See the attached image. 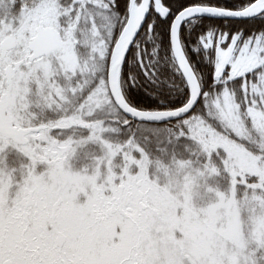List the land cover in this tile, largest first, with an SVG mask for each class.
I'll return each mask as SVG.
<instances>
[{
  "label": "snow or ice",
  "instance_id": "obj_1",
  "mask_svg": "<svg viewBox=\"0 0 264 264\" xmlns=\"http://www.w3.org/2000/svg\"><path fill=\"white\" fill-rule=\"evenodd\" d=\"M0 264H264V0H0Z\"/></svg>",
  "mask_w": 264,
  "mask_h": 264
}]
</instances>
